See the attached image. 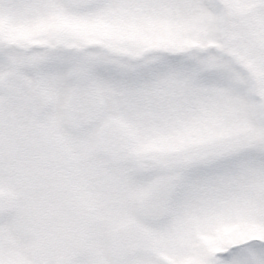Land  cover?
Here are the masks:
<instances>
[{"label":"snow or ice","instance_id":"snow-or-ice-1","mask_svg":"<svg viewBox=\"0 0 264 264\" xmlns=\"http://www.w3.org/2000/svg\"><path fill=\"white\" fill-rule=\"evenodd\" d=\"M0 264H264V0H0Z\"/></svg>","mask_w":264,"mask_h":264}]
</instances>
